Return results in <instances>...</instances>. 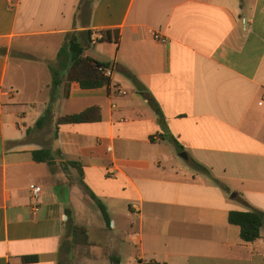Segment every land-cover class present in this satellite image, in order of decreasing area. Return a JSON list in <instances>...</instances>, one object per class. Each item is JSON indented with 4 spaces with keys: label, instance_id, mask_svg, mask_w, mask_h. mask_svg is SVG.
Here are the masks:
<instances>
[{
    "label": "crops",
    "instance_id": "crops-1",
    "mask_svg": "<svg viewBox=\"0 0 264 264\" xmlns=\"http://www.w3.org/2000/svg\"><path fill=\"white\" fill-rule=\"evenodd\" d=\"M77 55L111 86L53 92ZM0 142V264H64L73 226L81 264H264V224L248 243L229 222L264 215V0H0Z\"/></svg>",
    "mask_w": 264,
    "mask_h": 264
},
{
    "label": "trees",
    "instance_id": "trees-1",
    "mask_svg": "<svg viewBox=\"0 0 264 264\" xmlns=\"http://www.w3.org/2000/svg\"><path fill=\"white\" fill-rule=\"evenodd\" d=\"M110 32H104L102 36V41L108 40L107 36ZM118 37V36H117ZM66 46L62 48L59 57H62L65 54ZM27 58H33L28 56ZM110 67L109 64H102L92 60L91 58L83 57L82 55H77L75 58L71 59L64 66V73L59 70H55L53 67L49 66V69L52 74V88L53 92L57 91L61 86L65 85V90L70 83L77 82L83 89L92 90V89H100L104 87L111 86V79L105 77L98 71V67ZM131 77L134 76L129 73ZM136 81V79H135ZM67 95V94H66ZM157 114L160 116L161 122L164 123V117L158 105L154 101H150ZM99 108H91L80 114L74 115H66L57 120L58 125L65 124H81L88 122H96L101 120ZM49 114V110L47 116ZM47 116H44L37 123L38 126L42 125L46 120ZM33 160L37 163H47L48 165H54V159L51 154V151L48 149H42L38 151L32 152ZM69 165L76 166L77 163H69ZM197 170H205L199 164L195 165ZM92 199L96 202V205L100 209L104 221L106 223L109 222V216L107 213L106 207L99 201L94 195H92ZM229 222L232 225L239 226L241 229V238L244 242L252 243L260 239L261 230L264 224V215L260 212H240V211H232L229 214ZM71 246L73 248H77L82 250L83 248L87 249L91 246L89 242V237L87 234V230L84 227L73 226L72 228V241ZM23 263L33 261L32 258H24L21 259Z\"/></svg>",
    "mask_w": 264,
    "mask_h": 264
},
{
    "label": "built area",
    "instance_id": "built-area-1",
    "mask_svg": "<svg viewBox=\"0 0 264 264\" xmlns=\"http://www.w3.org/2000/svg\"><path fill=\"white\" fill-rule=\"evenodd\" d=\"M155 39L161 43H164V44L167 43V39L162 37L160 34H156ZM98 71L101 74H103L105 77L112 79V76L114 73L112 68L100 66V67H98ZM118 92L120 94H124V92L121 90H119ZM109 150L111 151L110 148H109ZM30 192H31L32 201L34 202V210L38 211L39 205H40V199H41V195H42V189L39 186L31 185L30 186ZM133 208H136V207L133 206Z\"/></svg>",
    "mask_w": 264,
    "mask_h": 264
},
{
    "label": "rangeland",
    "instance_id": "rangeland-1",
    "mask_svg": "<svg viewBox=\"0 0 264 264\" xmlns=\"http://www.w3.org/2000/svg\"><path fill=\"white\" fill-rule=\"evenodd\" d=\"M30 111H33V108H29ZM180 161H182L180 158H179ZM184 161V160H183ZM181 162V163H185V162ZM186 166V164H183ZM190 167V166H189ZM195 169V168H194ZM72 257L68 259L67 262L70 261L69 264H81L79 263V261L77 262V260H80V262L82 261L81 259L85 260L84 258L86 257V248L80 250V249H77V248H73L72 247ZM66 260L63 261L64 264H66L67 262H65ZM84 263V261H82ZM90 264H103L101 262H98V261H92L90 262Z\"/></svg>",
    "mask_w": 264,
    "mask_h": 264
},
{
    "label": "water",
    "instance_id": "water-1",
    "mask_svg": "<svg viewBox=\"0 0 264 264\" xmlns=\"http://www.w3.org/2000/svg\"><path fill=\"white\" fill-rule=\"evenodd\" d=\"M0 155H2V145H1V142H0ZM180 156L183 157L184 159H188V155L186 153H182ZM235 197H236L235 194L232 195V198H235Z\"/></svg>",
    "mask_w": 264,
    "mask_h": 264
}]
</instances>
